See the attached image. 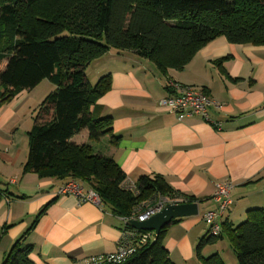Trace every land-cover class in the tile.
Wrapping results in <instances>:
<instances>
[{
  "label": "crops",
  "instance_id": "obj_1",
  "mask_svg": "<svg viewBox=\"0 0 264 264\" xmlns=\"http://www.w3.org/2000/svg\"><path fill=\"white\" fill-rule=\"evenodd\" d=\"M92 64L91 84L110 75L111 88L91 112L95 118L110 117L113 135L119 137L117 144L110 136L91 143L93 152L112 159L133 185L142 176H159L177 199L198 203V216L167 227L163 246L172 263L194 259L195 246L207 234L202 215L216 209L218 182L232 183L224 218L232 228L250 210L264 208V46L235 45L217 37L182 71L165 75L147 60L115 51ZM168 81L215 101L219 108H208L210 122L200 116L178 120L160 106L169 95ZM31 92L0 102V264L18 240L32 248L33 264H88L91 257L112 255L124 227L121 217L102 204H78L73 196H59L65 182L23 173L27 133L36 115L28 103ZM70 141L87 144L89 134L83 130Z\"/></svg>",
  "mask_w": 264,
  "mask_h": 264
},
{
  "label": "trees",
  "instance_id": "obj_2",
  "mask_svg": "<svg viewBox=\"0 0 264 264\" xmlns=\"http://www.w3.org/2000/svg\"><path fill=\"white\" fill-rule=\"evenodd\" d=\"M217 37L235 45L264 46V0H0V102L33 90L45 79L55 86L27 133L23 173L65 183L77 180L121 218L158 196L180 197L159 176H142L134 191L125 189L126 177L114 161L93 152L91 143L110 136L117 144L119 137L113 135L110 117L95 118L91 112L109 92L111 77L102 76L92 85L86 70L115 51L147 60L163 75L182 71ZM83 130L89 143H72ZM182 202L196 203L184 197ZM248 214L234 228L223 220L219 237L206 234L199 240L196 253L203 264H223L218 255L202 258L200 251L224 231L237 264H264V208ZM167 227L119 264H174L163 246ZM20 241L2 264H33L32 248Z\"/></svg>",
  "mask_w": 264,
  "mask_h": 264
},
{
  "label": "built area",
  "instance_id": "obj_3",
  "mask_svg": "<svg viewBox=\"0 0 264 264\" xmlns=\"http://www.w3.org/2000/svg\"><path fill=\"white\" fill-rule=\"evenodd\" d=\"M167 90L169 95L161 99L159 105L166 107L170 112L175 114L178 120L190 116H200L207 122H210L207 116L208 108L211 106L219 108V105L215 101L211 100L204 92L195 88L184 86L174 81H168ZM213 126L217 131H220V125L215 124ZM124 188L134 191L135 185L129 181H125ZM231 189L232 183L228 181L215 184L213 200L216 203V209L206 211L202 215V222L205 224L207 235L210 237L216 238L221 235V223L231 205ZM57 194L59 196H73L78 204L91 203L96 206L101 204L99 196L92 190H85L83 184L77 180H71L62 184ZM168 204H183V202L182 199H169L158 196L153 200L138 205L130 217L122 218L124 227L117 242L115 253L109 256L91 257L88 259V264H119L131 257L148 242L154 241L156 235L153 232L136 231L129 226V222H145L150 217L159 213Z\"/></svg>",
  "mask_w": 264,
  "mask_h": 264
},
{
  "label": "rangeland",
  "instance_id": "obj_4",
  "mask_svg": "<svg viewBox=\"0 0 264 264\" xmlns=\"http://www.w3.org/2000/svg\"><path fill=\"white\" fill-rule=\"evenodd\" d=\"M95 64H90L88 69V81L90 83H94L93 79L94 76L92 74V69L94 68ZM4 67V63L0 66V69ZM55 90V86L50 83L48 80H43L35 89L32 90L30 97H29V105L34 107L35 113L38 111V107L41 105L43 100L50 95ZM87 188L85 185H83ZM169 227V226H168ZM218 255L223 264H237L236 256L229 240L228 232L224 231L222 233L221 239H217L212 244L205 245L200 251V257L207 258L210 255ZM203 264L201 259L198 258L196 253V246L194 248V259L189 264Z\"/></svg>",
  "mask_w": 264,
  "mask_h": 264
},
{
  "label": "water",
  "instance_id": "obj_5",
  "mask_svg": "<svg viewBox=\"0 0 264 264\" xmlns=\"http://www.w3.org/2000/svg\"><path fill=\"white\" fill-rule=\"evenodd\" d=\"M198 214V203L168 204L145 222L130 221L129 226L136 231L153 232L157 236L162 229L171 225L173 221L196 217Z\"/></svg>",
  "mask_w": 264,
  "mask_h": 264
}]
</instances>
